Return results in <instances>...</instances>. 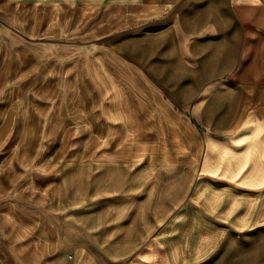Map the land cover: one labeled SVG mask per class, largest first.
Wrapping results in <instances>:
<instances>
[{
	"label": "crops",
	"instance_id": "crops-1",
	"mask_svg": "<svg viewBox=\"0 0 264 264\" xmlns=\"http://www.w3.org/2000/svg\"><path fill=\"white\" fill-rule=\"evenodd\" d=\"M96 2L132 27L131 65L100 74V109L85 113L99 151L51 184L13 188L5 164L28 125H12L0 264H264V0H0V45L41 6ZM5 64L0 93L22 106Z\"/></svg>",
	"mask_w": 264,
	"mask_h": 264
},
{
	"label": "rangeland",
	"instance_id": "rangeland-1",
	"mask_svg": "<svg viewBox=\"0 0 264 264\" xmlns=\"http://www.w3.org/2000/svg\"><path fill=\"white\" fill-rule=\"evenodd\" d=\"M30 15L34 21L30 20L27 30L5 36L0 45V72L6 71L2 68L6 62L4 67L14 72L13 96L18 90L27 96L20 106L11 101L17 97L4 98L11 92L0 93V114L5 110L0 119L9 126L0 157L18 143L15 121L22 118L28 125L20 153L5 164L12 172L13 188L26 181L51 184L61 162L80 161L99 151L98 132L84 131L85 113L100 109V74L117 71L111 68L114 62L130 66L132 56V27L122 26L114 5H61L55 15L48 6H41ZM7 28L0 10V36ZM20 109L28 115L20 117Z\"/></svg>",
	"mask_w": 264,
	"mask_h": 264
}]
</instances>
